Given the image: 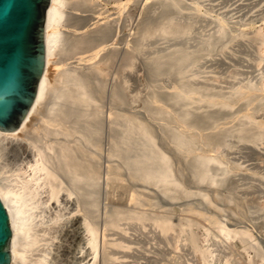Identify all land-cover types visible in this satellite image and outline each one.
<instances>
[{
  "label": "bare ground",
  "instance_id": "bare-ground-1",
  "mask_svg": "<svg viewBox=\"0 0 264 264\" xmlns=\"http://www.w3.org/2000/svg\"><path fill=\"white\" fill-rule=\"evenodd\" d=\"M160 7L159 15L150 16L138 25V37L132 42L131 51L122 54L115 78L120 80L153 38L181 42L176 49L157 51L144 58L143 71L149 87L143 102L145 113H129L123 108L129 105L123 80L111 89L107 150L109 158L116 159V163L113 165L110 160L107 166V202L101 223L102 174L98 160L103 146L107 76L115 67L118 52L116 49L107 52L109 54L101 60L89 64L84 73L77 70L80 66L77 69L52 66L100 49L115 37L116 31L102 27L94 29L90 35L74 34L73 37L68 30L66 32L67 26L84 27L88 13L97 10V5L93 0H49L44 25L45 63L35 99L16 128L0 130V198L9 214L12 230L9 264L59 261V252L55 253L53 246L70 217L65 212L67 207L57 210L58 207L53 206L63 203L65 196L66 200L75 197L77 203L69 215H81L74 224L73 250L86 252L85 257L70 264H118L123 252L113 247L131 249L132 244L116 229L127 233L131 226L141 232L148 224L158 230L159 239H166L175 249L180 241L190 244L203 264H232L228 257L225 263L224 259L218 261L219 243L200 247L194 220L180 216L179 223L175 224L172 215L158 214L147 208L157 205V196L172 202L199 195L204 199L201 205L212 202L210 193L205 190L218 192L227 184L229 174L221 158L208 154L203 147L214 146L218 151L231 143L229 137L240 142L264 141V124L256 126V113L264 112V98L256 91L264 89V80L225 94L218 88L187 81L202 53L212 54L225 43L226 31L219 37H211L208 44L189 50L188 43L182 39L194 24L181 15L185 10L196 8L177 0L161 2ZM256 39L264 46L263 32L257 33ZM159 76H167L173 88L162 85L164 80L157 85L152 77ZM202 140L206 143L203 147ZM10 153L13 159L6 161ZM143 186L155 188L157 195L144 196L139 190ZM47 210H50L48 217ZM188 213L197 214L217 230L212 234L210 228L200 226L207 233L206 242L209 243L213 235L220 240L238 239L244 250L247 244L250 248L249 233L231 230L195 207ZM101 225L104 241L99 249ZM109 232L115 234L108 235ZM117 235L118 239H108ZM257 249L248 264L264 260ZM89 256L91 259L85 262Z\"/></svg>",
  "mask_w": 264,
  "mask_h": 264
},
{
  "label": "rangeland",
  "instance_id": "rangeland-1",
  "mask_svg": "<svg viewBox=\"0 0 264 264\" xmlns=\"http://www.w3.org/2000/svg\"><path fill=\"white\" fill-rule=\"evenodd\" d=\"M164 1L166 0H93V3L97 5V10L88 13V19L85 22L87 24L84 27H80V25L75 27L67 26V28L65 27L66 32L69 31V35L77 34L84 36L90 35L94 29L111 27L112 29L114 28L113 33L116 31L115 34L117 36L115 35V37L111 38V41H107L108 43L106 42L105 45H101L100 49L88 53L89 55L75 60L69 59L66 62L57 64L58 66H52V68L62 67L63 69H74L75 67L77 69L79 66H82V70L79 69L80 67L77 70L84 73L89 64L101 60L105 57L104 55L109 54L110 51L114 52L116 49L118 52L117 63L115 62L113 71L108 72L107 76V78H109V85L106 94V109L103 119V146L101 148L102 150L100 149L99 151L100 159L98 160L101 165L102 174L101 205L99 211V220L101 223H103L105 218V204L107 202L105 199L108 189L106 187L107 166L110 165L111 161L113 165L116 163V159L109 158L107 150L110 122L108 118V109L111 107V89L114 85H118V82L120 83L121 80H123L122 82L126 85L129 100V105L123 108L127 112L130 111L129 113L137 111H143L142 113H145L143 102L148 95L149 87L145 80L143 60L146 56L153 55L157 51L161 52L168 49H176L181 40L162 39L160 37L153 38L150 41L151 44L145 46L142 50V54L135 58L136 60L126 69L120 80L116 79V67L118 68V65L121 63L122 54L131 51L132 42L138 37L136 35L138 25L141 21H145L150 16L159 15L161 12V2ZM177 1L196 8L195 10H185L181 15L182 19L187 21L190 20V22L194 24L191 31L182 39V41L188 43L189 50L193 51L196 46L199 47L202 44H208L211 37H219L225 31L227 34V40H225V43L222 45L223 47L221 46L215 50V52L213 51L212 54L202 53L201 60L192 67L188 74L187 81L195 85H208L216 89L218 88L222 90L223 93H228L231 89H236L243 85L263 82L264 46L256 39V34L264 33V0ZM148 8H150V10H148L149 12H147ZM73 37H75V35ZM159 78L162 79L158 80ZM152 79L157 85L158 83L161 84V80H164L162 81V85L165 84L168 89L173 88L172 82L167 76L152 77ZM259 91L261 93H259ZM259 91H256L257 94L264 98V89H259ZM117 108L123 109L121 107ZM259 112L256 113V126L264 124V112ZM228 142L231 143L216 151L214 146H206L204 140L200 141L202 147L205 145L203 149L206 148L205 150L208 154H212L213 156L216 154L221 158L229 174L228 182L224 188L219 189L218 192L211 191L210 188H208L207 191L205 190V192L210 193V198L212 199L210 204L201 205V201L204 202V199L199 195H195L189 199H179L172 202L161 200L157 196V198L155 197L156 200H158L156 203L157 205L154 206L155 208L148 207L147 210H152L151 212L154 211L155 213L159 212L158 214L172 215L175 224L179 223L180 216L194 220L196 225H194L193 228L199 233L200 247L204 246L205 248L207 245L217 242L219 243L218 248L221 251L220 255L219 252H217V255L220 256V258H217L219 262L224 261L225 263L227 260L226 257H228L232 264H248L249 257L255 256L256 248L262 253L264 259V141H259L257 143L240 142L235 137H229ZM12 156L13 154L10 153L6 161L13 159ZM119 184H122V182H119ZM139 190L148 198H154V196L157 195L156 189L151 186L139 187ZM64 194H66V192H64ZM65 197H63V203H54L53 206L54 208L58 207L57 210L67 207L68 209L65 212L67 216L70 217L68 221H66L61 237L55 241L53 246L54 252H59V261L55 264H70L86 256V252L83 251L84 249L80 252L73 250L74 224L76 219L80 218L81 215L80 213L76 216L69 215L71 210L77 207V203L75 197L70 198L72 200L69 198L66 200ZM117 199L119 200L120 197ZM117 202L118 201L115 200V205L118 204ZM117 207L116 205V208ZM190 207L197 208V210L203 212L202 214L217 218L231 230L249 233L250 239L248 243L250 244V248L247 244V248L244 250L242 247L243 245L238 239L227 241L225 238H221L220 240L213 235L210 237L211 241L209 243L206 242L205 236H207V233L204 228L202 229L200 226L210 228L212 234H216L217 230L211 227L197 214L192 215L188 213L192 209H190ZM53 211L54 210H52V212ZM48 212L50 214V210H47V217L49 216ZM154 229L155 228H152L149 224L146 228H142L141 232H136L131 226L128 227L127 233L120 229H116L118 230L116 232H118L120 236H124L132 244L131 249L113 247L118 252H123L121 254L122 257L120 256L121 259L117 260L118 264H203L194 253L190 244L185 241H180L178 243V248L175 249L166 239H159L158 230L155 229L156 232H153ZM103 230L104 228L101 225L99 249L103 246ZM64 233L68 235L66 234L67 236H65ZM114 234L115 232L108 233V235ZM171 235H174V232H172ZM118 238V235L108 237L109 240ZM90 259V256L87 257L85 262H88ZM210 261H212V259H210ZM259 264H264V260L259 262Z\"/></svg>",
  "mask_w": 264,
  "mask_h": 264
},
{
  "label": "water",
  "instance_id": "water-1",
  "mask_svg": "<svg viewBox=\"0 0 264 264\" xmlns=\"http://www.w3.org/2000/svg\"><path fill=\"white\" fill-rule=\"evenodd\" d=\"M49 0H0V130L16 128L31 107L45 63ZM12 230L0 198V264L11 261Z\"/></svg>",
  "mask_w": 264,
  "mask_h": 264
}]
</instances>
